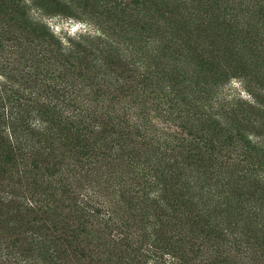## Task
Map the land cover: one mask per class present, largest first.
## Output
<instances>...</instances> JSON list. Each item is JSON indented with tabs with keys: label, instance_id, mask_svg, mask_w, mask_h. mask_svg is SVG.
<instances>
[{
	"label": "trees",
	"instance_id": "trees-1",
	"mask_svg": "<svg viewBox=\"0 0 264 264\" xmlns=\"http://www.w3.org/2000/svg\"><path fill=\"white\" fill-rule=\"evenodd\" d=\"M74 6L98 34L64 42L40 16ZM193 12L221 30L216 54L193 44ZM115 57L132 71L123 96L145 93L185 135L160 136L114 107L111 89L125 85ZM232 77L246 97L227 91ZM59 144L71 173L55 161ZM116 160L108 196L86 184ZM53 181L108 241L107 261L90 262L198 264L189 251L213 238L264 262V0H0V207L38 215L0 211V264H89L45 231Z\"/></svg>",
	"mask_w": 264,
	"mask_h": 264
},
{
	"label": "rangeland",
	"instance_id": "rangeland-1",
	"mask_svg": "<svg viewBox=\"0 0 264 264\" xmlns=\"http://www.w3.org/2000/svg\"><path fill=\"white\" fill-rule=\"evenodd\" d=\"M84 10H80L79 8H76L75 6L72 9H65L63 7H54L49 12H46L44 15L39 16L42 17L44 22L47 23V25L50 27L51 31L60 38L63 39L64 42H67V40L71 37L77 39L79 36L84 34H92L97 35L98 30L97 27L88 20V16L86 13L83 12ZM182 14H184L186 17L190 15V11L188 10H182ZM191 15L195 17L194 19L198 18L196 21L197 27L194 29L192 26H186L187 31H189V36L192 38L193 44L198 47V49L203 48V51L205 49H209V52H213L214 54L217 53V51H213L212 47L215 45L214 42H216L215 35L217 33H220L221 30L218 28H212L209 26V23H213L211 21V18L209 16H205V14H202L199 16L198 14H195L193 12ZM209 22V23H208ZM189 23V22H188ZM213 44V45H212ZM217 49V48H216ZM120 60L115 57L113 59V63L111 64L112 68H114V64H117ZM118 65V64H117ZM126 66V65H125ZM127 67V66H126ZM124 67L122 63H119L118 66L115 67L116 73L120 74L122 77L124 76L125 79V85H121L116 89H111V92L115 94V102L113 103L114 107L120 111V113H126L127 117L128 115L132 117L133 119H137L141 123L147 124L148 126L157 127L159 130L157 133L161 136V132L165 131L167 133H181L182 135H185V130H183V126H181V123L179 120H174L170 116L166 115L164 111H162L160 108H156L151 102L149 101V98L146 96L145 93L141 97L140 96H127L124 97L123 95L127 93L128 86L126 85L127 82V76L132 74V71H129ZM92 75V74H91ZM93 76V75H92ZM90 80H96L95 77H93ZM241 78L239 77H232L230 82L227 84V91L232 92L233 89H236L237 91L242 92L243 96H247L248 92L243 88L241 84ZM136 85V84H135ZM229 88V89H228ZM146 93L149 92L145 90ZM151 95V93H150ZM153 95H151L152 97ZM132 122V121H131ZM59 148L56 149L57 152V158L55 161H58L59 164L58 167H61L64 169V172H69L67 170V167L71 165L74 160L72 157L67 156V147L62 146V144L58 145ZM117 155L115 152H113L112 159H116ZM121 157V161H122ZM120 160H116L115 163H111L109 165H103L98 168L99 170H104L101 174H94L89 176L88 179H86V184H92L93 187L96 189L102 190L106 192L107 196L108 193H111L112 189L106 187V183L104 182V173L105 171H112L117 167L119 170H123L122 166H120ZM85 169H91L92 167L99 166V163L96 165H92L86 162L84 165ZM57 167V168H58ZM93 173H100L96 172L94 170ZM118 174V173H116ZM40 173H34V176L38 178ZM30 177H32L30 175ZM54 180L57 179V176L54 175ZM58 180V179H57ZM59 181V180H58ZM102 181V183H101ZM60 182V181H59ZM111 182H114L112 179ZM57 183V181H56ZM99 185H96V184ZM4 191L5 189H9V186L4 183ZM57 185H59L57 183ZM49 186V192L48 198H50V205L51 208L47 209L46 214H40V218L45 219V231L49 234H53L55 236L60 237V243L63 248V255L72 258L73 263H89V264H100L102 260L104 262L107 261V259L110 257V254L108 252V241L107 239L99 238V231L98 227L93 228L84 222V218L80 215V212L76 209L75 203L71 199L69 201V195L67 196H58L54 193V186L55 182L53 181V186L51 187V184ZM110 189V190H109ZM82 196V195H81ZM111 196V194H109ZM0 211H3V215L5 219L7 220L9 217L14 216L18 218L20 221L27 222L29 219H37V217L34 215H31L30 213H16L15 209L13 207H5L1 206ZM28 219V220H27ZM96 229V230H95ZM112 229V228H111ZM14 232V231H13ZM12 233V232H11ZM216 243V244H215ZM215 246H211V245ZM213 247V248H212ZM191 252L192 256L195 257L197 260L196 263L198 264H205L207 263H215V264H264L258 263L259 261L257 259L252 260L251 262L247 263L246 261L240 257L236 252H234L233 248L231 247L230 242L227 241H216L214 238L210 240L208 245L205 246H199L194 244L192 246ZM212 249L218 250L219 255L217 256H210V252ZM93 251L96 253L94 254ZM113 251H119L114 250ZM76 255H85V258H81L80 256ZM80 259H77L79 258ZM92 259L100 260L99 263H93L90 262ZM259 259V257H258Z\"/></svg>",
	"mask_w": 264,
	"mask_h": 264
}]
</instances>
